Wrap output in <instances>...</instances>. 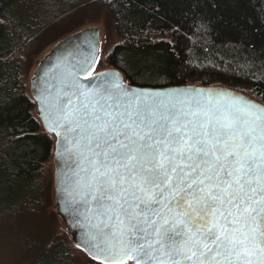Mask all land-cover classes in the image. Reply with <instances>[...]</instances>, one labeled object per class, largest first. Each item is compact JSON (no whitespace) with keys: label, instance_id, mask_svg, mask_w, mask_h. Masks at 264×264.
I'll use <instances>...</instances> for the list:
<instances>
[{"label":"snow or ice","instance_id":"snow-or-ice-1","mask_svg":"<svg viewBox=\"0 0 264 264\" xmlns=\"http://www.w3.org/2000/svg\"><path fill=\"white\" fill-rule=\"evenodd\" d=\"M66 88L51 115L75 157L67 190L111 264H264V110Z\"/></svg>","mask_w":264,"mask_h":264},{"label":"trees","instance_id":"trees-1","mask_svg":"<svg viewBox=\"0 0 264 264\" xmlns=\"http://www.w3.org/2000/svg\"><path fill=\"white\" fill-rule=\"evenodd\" d=\"M102 20L119 39L108 65L129 85L219 88L264 106V0H0V217L41 200L53 154L23 84L29 51ZM34 258L74 264L63 241Z\"/></svg>","mask_w":264,"mask_h":264},{"label":"water","instance_id":"water-1","mask_svg":"<svg viewBox=\"0 0 264 264\" xmlns=\"http://www.w3.org/2000/svg\"><path fill=\"white\" fill-rule=\"evenodd\" d=\"M97 28L84 29L75 35L69 36L59 42L51 53L43 60L35 70L37 88L33 91V99L39 122L43 130L52 135L53 161L56 165L54 175L55 210L63 220L64 225L73 237L74 244L82 250L90 259L101 263L111 264V256H107L100 249L104 242L94 236L92 227L95 220L91 214H85L79 203V196L70 194L69 177L73 176V170L69 167L72 161L69 153L65 151L64 129L58 128L53 122L52 111L56 97L64 96L68 91L66 85L74 81L79 91L94 92L102 88H114L119 85V91H126L129 97H167L175 94H188L200 98H212L213 100L234 101L240 104L250 105L256 110H264V106L242 94L230 90L204 87H169L164 89H150L133 87L125 82L123 75L116 69L92 74L98 56ZM74 102L76 98L73 97ZM59 133V134H58ZM80 209L77 211L76 209ZM137 264V258H126L125 264Z\"/></svg>","mask_w":264,"mask_h":264},{"label":"rangeland","instance_id":"rangeland-1","mask_svg":"<svg viewBox=\"0 0 264 264\" xmlns=\"http://www.w3.org/2000/svg\"><path fill=\"white\" fill-rule=\"evenodd\" d=\"M89 28H97L99 30L98 56L92 74L110 70L111 67L108 65L107 55L110 49L119 42V39L115 33L105 27L103 20L90 24L84 29ZM64 39L53 43L38 56H33V53L29 51L30 56L27 59L29 72L23 84L27 95L33 101V91L37 88L35 70L51 53L52 49ZM27 54L28 52H21L15 58L23 60ZM239 94L253 100L246 94ZM33 115L38 117L36 107ZM55 170L56 165L52 154L43 165L40 173V182L44 189L43 192L39 193L41 194V200L35 205L30 204L21 207L11 214L0 217V264H30L35 259V256L51 248L56 243H59V241L65 242L74 264H101L90 259L82 250L75 246L73 237L67 231L63 220L56 213L54 191Z\"/></svg>","mask_w":264,"mask_h":264}]
</instances>
